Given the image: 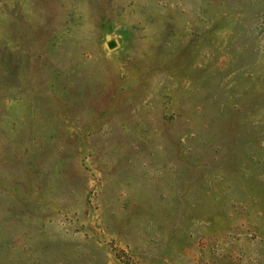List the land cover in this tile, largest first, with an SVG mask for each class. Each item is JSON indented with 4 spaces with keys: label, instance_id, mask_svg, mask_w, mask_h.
Listing matches in <instances>:
<instances>
[{
    "label": "rangeland",
    "instance_id": "1",
    "mask_svg": "<svg viewBox=\"0 0 264 264\" xmlns=\"http://www.w3.org/2000/svg\"><path fill=\"white\" fill-rule=\"evenodd\" d=\"M0 264H264V0H0Z\"/></svg>",
    "mask_w": 264,
    "mask_h": 264
},
{
    "label": "water",
    "instance_id": "2",
    "mask_svg": "<svg viewBox=\"0 0 264 264\" xmlns=\"http://www.w3.org/2000/svg\"><path fill=\"white\" fill-rule=\"evenodd\" d=\"M107 46H108V48H113L114 46H115V44L113 43V42H109L108 44H107Z\"/></svg>",
    "mask_w": 264,
    "mask_h": 264
}]
</instances>
